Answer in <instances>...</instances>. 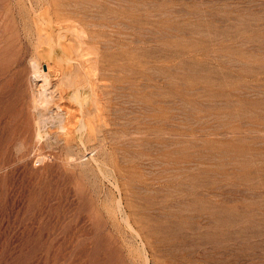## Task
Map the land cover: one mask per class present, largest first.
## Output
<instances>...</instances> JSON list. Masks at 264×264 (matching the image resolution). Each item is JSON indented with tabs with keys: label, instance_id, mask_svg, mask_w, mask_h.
Returning a JSON list of instances; mask_svg holds the SVG:
<instances>
[{
	"label": "rangeland",
	"instance_id": "1",
	"mask_svg": "<svg viewBox=\"0 0 264 264\" xmlns=\"http://www.w3.org/2000/svg\"><path fill=\"white\" fill-rule=\"evenodd\" d=\"M263 165L264 0H0V264H264Z\"/></svg>",
	"mask_w": 264,
	"mask_h": 264
},
{
	"label": "bare ground",
	"instance_id": "2",
	"mask_svg": "<svg viewBox=\"0 0 264 264\" xmlns=\"http://www.w3.org/2000/svg\"><path fill=\"white\" fill-rule=\"evenodd\" d=\"M79 70V69H78ZM75 71H76V68H75ZM77 72V71H76ZM76 74V73H75ZM73 78V77H72ZM68 81V80H67ZM227 94V93H226ZM246 132H247V130H246ZM254 161V160H253ZM249 163V162H248ZM264 166V165H263ZM261 169V168H260ZM235 207V206H234Z\"/></svg>",
	"mask_w": 264,
	"mask_h": 264
}]
</instances>
